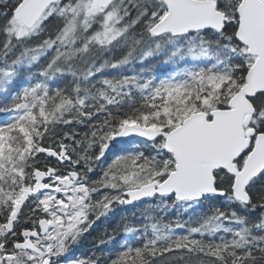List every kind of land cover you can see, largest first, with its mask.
Here are the masks:
<instances>
[{
	"label": "snow or ice",
	"instance_id": "snow-or-ice-1",
	"mask_svg": "<svg viewBox=\"0 0 264 264\" xmlns=\"http://www.w3.org/2000/svg\"><path fill=\"white\" fill-rule=\"evenodd\" d=\"M0 113V264H264V0H0Z\"/></svg>",
	"mask_w": 264,
	"mask_h": 264
},
{
	"label": "trees",
	"instance_id": "trees-1",
	"mask_svg": "<svg viewBox=\"0 0 264 264\" xmlns=\"http://www.w3.org/2000/svg\"><path fill=\"white\" fill-rule=\"evenodd\" d=\"M182 66H184L183 63L179 66L166 67L163 58H152L150 60L144 61L143 66L136 65L135 67H128L122 71H124L125 74H131L135 71L141 72L145 75H164L167 72L172 71L174 67ZM115 72L116 70H113V73ZM7 118L8 114L0 113V120ZM141 211L142 208L140 207L133 208L132 206H126L123 208H118L116 210L115 216L110 217L109 220L102 223L99 227L92 231L91 234H86L81 242L72 248L71 252L69 253V259L84 258L88 255H91L93 252H95L97 256H102V258L114 255L115 251L119 250L125 242L124 233L117 232L115 235V240L112 243L102 246L98 244V236L104 229L111 231L113 228L118 227L122 220L133 225L138 224L142 219V217L139 215ZM176 212L177 210L173 209L169 212L168 216L170 218H175ZM133 213H135V215Z\"/></svg>",
	"mask_w": 264,
	"mask_h": 264
}]
</instances>
